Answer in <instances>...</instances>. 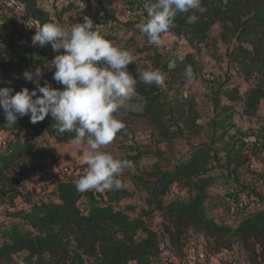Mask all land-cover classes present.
<instances>
[{
  "label": "rangeland",
  "instance_id": "obj_1",
  "mask_svg": "<svg viewBox=\"0 0 264 264\" xmlns=\"http://www.w3.org/2000/svg\"><path fill=\"white\" fill-rule=\"evenodd\" d=\"M144 3L145 0H114L111 4L99 3L100 10L92 13L85 4L76 5L75 0L43 2L46 6L44 8L58 20L59 24L70 28L74 23L83 22V17L88 16L93 19L94 24L100 25L102 35L114 36L115 39L111 41L116 46L120 44L130 51L136 67L127 70L136 78L137 84L124 107L134 111L142 110L143 99L137 93V88L146 91L153 87L164 102L163 122L167 136L152 125L150 119L121 115L124 128L116 134L112 142L101 149L121 160L125 156L134 155L137 150L152 152L158 150L163 154L162 158L154 153L143 155L133 163L132 168L125 169L119 175L121 187L126 188L131 195L118 206L133 204L136 209L129 214L131 217L135 216L140 207L145 205L146 189L143 181L157 168L164 170L188 155L192 146L202 144L212 153L210 166L217 176L210 187L213 197L205 202V208L217 220L236 222L238 216L245 213V208L248 207L249 210L252 206L264 202V97L255 115H244L242 112V97L246 88L261 85L264 78L262 66L264 41L246 39L237 42L231 26L221 27L220 23H217L210 29L204 42L192 40L191 33L183 31L179 34L165 33L162 37L165 43L162 46L149 45L145 42L143 33L136 29V24L131 22L132 19L148 17ZM114 5L116 8H113ZM70 6L71 10L63 11ZM123 6L126 10L131 9L133 14L126 15V10H122ZM197 8L202 10L201 6ZM39 27L37 22L25 16L23 9L15 1L0 0V44L4 45L0 48L1 55L5 57L14 55L16 50L21 48L16 42L19 38L26 39L24 47L42 50L49 60L61 54L63 49L56 52L51 43L33 46L32 37ZM179 66L182 69H178ZM149 67L160 71L163 76L161 85L145 84L140 81L137 70L144 71ZM188 67L192 69L191 79L186 74ZM232 88L238 90L235 101L225 94ZM178 100H184V104L189 102L196 104L200 115L199 134L189 135L178 121L174 112ZM3 117L4 112L0 108V118ZM46 119L56 122L51 115ZM1 131L0 140L7 142V145L12 144L18 135L27 137L29 134L30 140L40 152L28 154L25 157L26 163L11 172L20 180L22 195L13 203L6 198L0 201V226H3L18 212L28 209L29 200L37 196L53 199L59 181L77 182L88 167L82 160L83 152L88 146L86 142L77 144L74 139L57 143L56 138L44 127H40V132L36 136L26 130ZM249 135L257 136L259 142L248 144L244 137ZM228 157L234 160L241 159L234 162L229 161ZM38 162L49 166L54 176L52 178L45 176L43 171L35 166ZM174 194L185 195V186L174 183L169 195ZM214 210H217V213H214ZM161 221L159 213L147 219L148 224L160 234L161 245L170 253ZM141 237L142 234L139 235V238ZM190 247L208 252L206 239L196 232L189 233V242L184 252ZM221 253L229 254L228 260L220 262L221 264H246V255L238 245L231 251ZM24 256L25 253L15 255L14 262L24 264ZM155 262L162 263L159 253Z\"/></svg>",
  "mask_w": 264,
  "mask_h": 264
},
{
  "label": "trees",
  "instance_id": "obj_2",
  "mask_svg": "<svg viewBox=\"0 0 264 264\" xmlns=\"http://www.w3.org/2000/svg\"><path fill=\"white\" fill-rule=\"evenodd\" d=\"M13 1L39 26L55 22L37 0ZM199 6L202 10L195 8L187 13H178L175 26L165 33L179 34L186 31L191 33L192 40L204 42L210 29L220 23L221 27L233 28L237 42L246 39L264 41V0H199ZM71 8L72 6L67 7L63 11ZM193 14L197 17L196 22L188 23V16ZM147 19L148 17L144 20ZM140 21L137 18L131 22L137 24ZM104 36L110 41L115 39L110 34ZM143 37L150 45L147 35L143 34ZM117 46L123 47L120 44ZM51 61V58L47 59L42 51L34 47H21L14 55L0 56V88L9 87L14 90L13 94L24 87L31 90L34 85L23 78V73L40 67L44 72L41 84L47 82L53 88L62 90L64 86L52 78L55 68L51 67ZM262 66L264 72V60ZM135 67L134 63L128 66ZM21 68L23 69L20 70ZM178 69L182 67L179 66ZM137 93L143 99L142 110L134 111L123 106L119 110L120 116L150 119L152 125L167 136L163 122L165 105L161 95L153 87L146 91L137 88ZM225 94L235 101L238 90L232 88ZM263 97L264 78L261 85L246 88L242 97L243 114L255 115ZM184 103V100L177 101L175 115L189 135L199 134L200 115L196 104ZM7 123L4 113V117L0 118V131L26 130L36 136L40 127H44L56 138L57 143H64L75 137L74 131L57 133L54 130L56 122L46 118L32 124L30 116L26 115L19 118L16 125ZM38 152L39 148L30 140L29 134L27 137L18 135L12 144L0 150V201L6 198L13 203L22 195L20 180L11 172L26 163L25 157L28 154ZM150 153L163 157L158 150H137L134 155L125 156L122 160L135 163L143 155ZM211 161L210 149L199 144L192 146L188 155L178 159L172 166L154 170L143 181L146 189L145 205L133 217L129 214L136 209L133 204L118 206L131 195L124 187L102 192H81L77 190L75 181H59L56 184L55 198L37 196L29 200L28 209L18 212L6 225L0 226V264H18L14 262V256L21 253H25L24 264H157L155 258L160 249V234L147 222L156 213L161 216V227L168 247L176 256L185 255L189 233L196 232L206 239L209 253L231 251L238 245L246 255V264H264L263 207L250 208L236 222H218L205 208V202L213 197L209 189L217 179L210 166ZM229 161L237 162L238 159L229 158ZM35 166L45 176H54L53 170L43 162H38ZM176 182L185 186V195H169Z\"/></svg>",
  "mask_w": 264,
  "mask_h": 264
},
{
  "label": "clouds",
  "instance_id": "obj_3",
  "mask_svg": "<svg viewBox=\"0 0 264 264\" xmlns=\"http://www.w3.org/2000/svg\"><path fill=\"white\" fill-rule=\"evenodd\" d=\"M198 6L199 0H145L148 19L141 20L135 27L147 35L149 43L162 46L165 41L161 35L175 26L177 14ZM196 20L193 14L188 16L187 22ZM49 43L56 52L63 49L51 61V67L55 68L52 78L63 85V89L53 88L47 82L42 85L44 72L40 67L24 71L23 78L34 85L31 90L24 87L13 94L14 90L9 87L0 88V108L7 124L16 125L18 119L26 115L36 124L51 115L56 121L57 133L74 131L75 142H86L88 146L82 155L88 167L76 182L77 190L119 189L122 186L119 175L132 168L133 162L114 158L101 149L125 126L119 110L131 98L137 84L127 70L133 56L129 50L106 39L100 25L94 24L88 16L70 28L57 22L42 24L36 29L32 44ZM3 47L0 44V48ZM186 74L192 78L191 67L186 69ZM137 75L145 84L163 83L158 69L137 70Z\"/></svg>",
  "mask_w": 264,
  "mask_h": 264
},
{
  "label": "built area",
  "instance_id": "obj_4",
  "mask_svg": "<svg viewBox=\"0 0 264 264\" xmlns=\"http://www.w3.org/2000/svg\"><path fill=\"white\" fill-rule=\"evenodd\" d=\"M80 5H83V1L80 0ZM92 13H97L98 9H91ZM125 11V10H124ZM126 15H132L133 11L127 9L125 12ZM18 47H24L26 45L25 38L16 39ZM245 141L248 144H255L259 142V138L254 135L245 136ZM5 145L3 148L2 146ZM7 147V142L0 140V150H4ZM159 255L161 257V264H221L216 255H213L205 250H196L194 247H190L186 254L182 257H176L171 251L168 253L164 246L160 244ZM158 264V263H157ZM237 264V263H230Z\"/></svg>",
  "mask_w": 264,
  "mask_h": 264
},
{
  "label": "crops",
  "instance_id": "obj_5",
  "mask_svg": "<svg viewBox=\"0 0 264 264\" xmlns=\"http://www.w3.org/2000/svg\"><path fill=\"white\" fill-rule=\"evenodd\" d=\"M38 1V3H39V5L41 6V7H46L45 5H43V2H47V0H37ZM81 1L80 0H75V3H76V5H80L79 3H80ZM114 2V0H85V1H83V4H85L87 7H88V9H93V8H95V9H98V11L100 10V4L99 3H102V4H107V3H113ZM18 4V3H17ZM19 5V4H18ZM20 6V5H19ZM21 7V6H20ZM113 8H116V6L114 5V7ZM123 8V9H122ZM121 9L122 10H126V7H122ZM21 9H23L22 7H21ZM45 9V8H44ZM119 9V8H118ZM122 10H120V11H122ZM24 11V10H23ZM24 14H25V12H24ZM68 14V13H67ZM117 14H119V12L117 13ZM120 15V14H119ZM119 15H116V16H119ZM25 16H26V14H25ZM52 16V15H51ZM26 17H28V16H26ZM53 17V16H52ZM127 17V16H126ZM29 18V17H28ZM54 18V17H53ZM31 19V18H30ZM130 19H131V17H130ZM129 19V20H130ZM140 20H144V19H142V18H139ZM54 20H55V22H57L58 23V20H56L55 18H54ZM132 20H134V19H132ZM36 22V21H35ZM35 49H37V48H35ZM37 50H39V49H37ZM39 51H42V50H39ZM43 52V51H42ZM0 56L1 57H5V56H3V55H1L0 54ZM0 133H2V131H0ZM241 159V158H240ZM240 159H238V161L240 160ZM209 191H210V193L213 195V193L211 192V190L209 189ZM56 197V196H55ZM54 197V198H55ZM229 197V196H228ZM227 197V198H228ZM226 198V199H227ZM212 199V198H211ZM208 200H210V199H208ZM255 207L257 206V205H254ZM258 206H260V207H263L264 208V202L262 203V204H260V205H258ZM253 207V206H252ZM245 211H247L248 210V207L247 208H245L244 209ZM208 211V210H207ZM217 210H214V213H217L216 212ZM209 212V211H208ZM210 215L212 214V213H209ZM244 214H242V215H239L238 217H241V216H243ZM212 217H214L213 215H211ZM215 219H216V217H214ZM217 220V219H216ZM218 222H229V221H225V220H217ZM168 245V244H167ZM229 257V254L227 255V254H223V253H220V254H218V256H217V258H218V260L222 263V262H224V261H226V259ZM222 260V261H221ZM228 260V259H227ZM231 262V261H230Z\"/></svg>",
  "mask_w": 264,
  "mask_h": 264
}]
</instances>
